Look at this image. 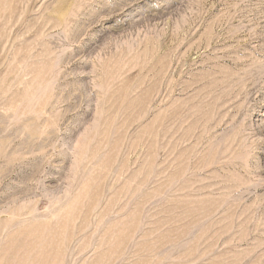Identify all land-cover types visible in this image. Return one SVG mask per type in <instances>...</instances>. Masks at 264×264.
<instances>
[{
	"label": "rangeland",
	"instance_id": "obj_1",
	"mask_svg": "<svg viewBox=\"0 0 264 264\" xmlns=\"http://www.w3.org/2000/svg\"><path fill=\"white\" fill-rule=\"evenodd\" d=\"M0 264H264V0H0Z\"/></svg>",
	"mask_w": 264,
	"mask_h": 264
}]
</instances>
